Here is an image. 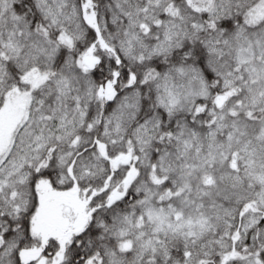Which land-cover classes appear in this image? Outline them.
Instances as JSON below:
<instances>
[{
	"label": "snow or ice",
	"instance_id": "1",
	"mask_svg": "<svg viewBox=\"0 0 264 264\" xmlns=\"http://www.w3.org/2000/svg\"><path fill=\"white\" fill-rule=\"evenodd\" d=\"M0 264H264V0H0Z\"/></svg>",
	"mask_w": 264,
	"mask_h": 264
}]
</instances>
